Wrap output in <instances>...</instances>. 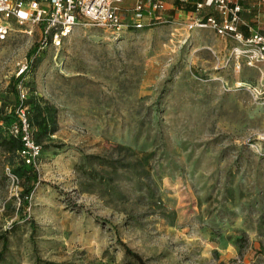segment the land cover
I'll return each mask as SVG.
<instances>
[{
	"label": "rangeland",
	"instance_id": "obj_1",
	"mask_svg": "<svg viewBox=\"0 0 264 264\" xmlns=\"http://www.w3.org/2000/svg\"><path fill=\"white\" fill-rule=\"evenodd\" d=\"M39 38L15 26L0 43V109L38 57L24 83L60 126L27 205L0 145V264H134L125 247L146 264H264V75L223 68L210 30L79 27L29 58Z\"/></svg>",
	"mask_w": 264,
	"mask_h": 264
},
{
	"label": "built area",
	"instance_id": "obj_2",
	"mask_svg": "<svg viewBox=\"0 0 264 264\" xmlns=\"http://www.w3.org/2000/svg\"><path fill=\"white\" fill-rule=\"evenodd\" d=\"M124 1L0 0V43L9 39L15 26L26 35L38 29L40 50H60L79 27H94L118 37L129 31L172 24L188 32L210 30L223 39L227 43L223 68L232 67L236 73L254 69L264 75V0H136V5L128 9L120 7ZM178 4L192 5L193 10L186 11ZM157 14L168 18L155 22ZM17 89L21 101L29 98L22 83ZM17 115L19 123L11 125V134L22 137L26 150L21 157L26 164L36 166L41 147L31 137L25 110L18 109ZM8 178L13 187L19 185V178L10 170Z\"/></svg>",
	"mask_w": 264,
	"mask_h": 264
},
{
	"label": "trees",
	"instance_id": "obj_3",
	"mask_svg": "<svg viewBox=\"0 0 264 264\" xmlns=\"http://www.w3.org/2000/svg\"><path fill=\"white\" fill-rule=\"evenodd\" d=\"M178 6L183 7V9L186 11L193 10L192 5L187 4L186 6H182L178 4ZM163 18L168 17H165L162 14H157L154 18V21L160 22ZM149 29L152 28H147L145 30ZM39 46L40 38L38 41V45H36L29 52V58L44 51L40 50ZM40 62L41 59L38 57L36 61H30V65L27 66V69L13 81L11 90L12 94L14 95V106L12 107L10 113H7L4 108L0 109V145L3 147L4 151L7 154L8 164L12 168L10 171L19 178V183H21V186L23 188V191L21 193V202L24 205L28 204L29 197L35 191L36 185L39 182V174L35 165L26 164L24 159L21 157V152L23 150H26V146L22 140V137L16 138L11 134V131L10 134L6 133L2 125H4L6 128H9L14 121L15 123H19L17 110L24 109L28 118L29 132L33 141L37 145L42 146L45 140H48L50 137L56 135L59 132L60 126L58 122V109L54 105L46 101L44 98L34 95L36 91L34 82L29 81L27 83H24L29 73L31 71L34 72L38 68ZM18 83H22L26 93L29 94V98L25 99L24 101H21L20 94L17 89ZM247 86L254 87L249 84H247ZM1 239L4 241V249L2 253H0V260L3 258L8 243L5 235ZM125 248L128 256L132 258L134 264H146L144 259L139 254L133 252L128 247Z\"/></svg>",
	"mask_w": 264,
	"mask_h": 264
}]
</instances>
